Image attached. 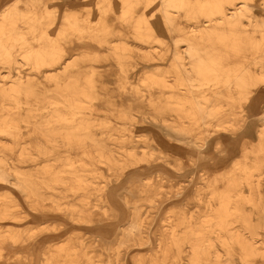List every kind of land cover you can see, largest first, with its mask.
Segmentation results:
<instances>
[{
	"label": "bare ground",
	"instance_id": "6f19581e",
	"mask_svg": "<svg viewBox=\"0 0 264 264\" xmlns=\"http://www.w3.org/2000/svg\"><path fill=\"white\" fill-rule=\"evenodd\" d=\"M69 1L0 0V264H264V0Z\"/></svg>",
	"mask_w": 264,
	"mask_h": 264
},
{
	"label": "rangeland",
	"instance_id": "374dc122",
	"mask_svg": "<svg viewBox=\"0 0 264 264\" xmlns=\"http://www.w3.org/2000/svg\"><path fill=\"white\" fill-rule=\"evenodd\" d=\"M73 1L74 0H70L66 5L72 4ZM77 3H79V2L78 1L75 2V4H77ZM80 8H81L80 6L71 7V9H73V11H79V12L81 10ZM261 107H262V109L264 111V103H261ZM140 134H141L140 132H137V133L134 132V133L129 134V135L138 136ZM142 134L148 140V143L151 144L152 148H154V149H159L160 148V146H159V144L157 142L158 141V139H157L158 137L157 136H159V138H160L159 134L154 135V134H151L150 132H143ZM166 139H168V138H166ZM251 140L255 141V135L253 133H252ZM237 146L235 145L233 147V146H231L230 142H227V143H224V145L221 147V150H224V152H228V151L232 152V150H234V149L238 150ZM155 153H156V155H158L159 151H156ZM235 154H236V156H235L236 159L241 157L239 152H237ZM211 155H212V148H211V151L209 153V157ZM140 157H142V154H141ZM143 163H146V162H143ZM23 168H26V170L33 169V168H29V165L26 166V167L23 166ZM103 170H105V169H103ZM167 170H168V173H169L168 174V179L169 180L166 181L164 185H165L166 191L169 192V195H168V197H169V196L172 195L174 190H176L178 188V185L186 186L188 184L189 178H187L186 176H183L182 178H178L181 175L175 174L174 171H172L171 169H167ZM104 174L106 175L107 178L110 177V180H112V179L114 180V176L111 175L112 173L105 172ZM184 175H185V170H184ZM123 185L126 188L125 194L127 196L128 201H130V204L131 205H134V204L143 205V207L141 209L142 213L143 214L146 213L148 215V212H149L152 215V217L154 218V221H153L152 225H150L151 226L150 229H152V231H150L148 233V232H146L147 230L143 229V234H142L143 237H147V235L149 234L148 237L151 239V241H150V245H148L145 248V250H147L148 252H153L154 249H155L154 247L157 246V243H158V241H156L155 239L160 234V232H158L156 230L157 228L159 229L161 227L160 219L172 214L173 212H170V211L171 210L173 211L172 208L175 207V205H176V203L178 201L176 200L177 201L176 202L175 199H171V200H168L166 202H162L161 205L159 204V209L158 210L151 209V208L148 207L150 205V203L145 201V200H142V198H140L141 195L138 192V185L137 184H126V183H123ZM16 198L18 199L19 206H20L19 209L21 210V212H24V211H26V212H34L31 209H28V204H27L28 202L21 195L16 194ZM116 203H117V205L119 207L120 222L122 224H124L126 222V220L128 219L129 214L131 212H130V210H128L125 207L123 201L121 199H119V197L116 198ZM44 204H46V206L49 208L51 206V201H46V202H44ZM156 204L158 205V202ZM40 221H43V222H38V223H43L44 225H42V226L44 228L48 229L43 234L45 237H48V238L45 239V241H47V243H48L45 246H52V245L53 246L54 245L55 246H59L60 243L64 240L65 237H67V236H76V235H80L81 237H84L85 238L84 243L86 245H92L93 242H94V236H91V234L86 232V230L83 227H81V226H73V225L67 226L66 224H62V221L54 220V219L47 220V221L46 220H40ZM62 234H64V235H62ZM41 240L42 239L40 237H38L37 240H36L37 244H40ZM128 249L129 248H127V249H125L123 251V256L126 257V259H127V261H124V262H130V260H131V256L132 255L131 254L128 255V253H127ZM130 249H132L133 251L138 250L137 247H131Z\"/></svg>",
	"mask_w": 264,
	"mask_h": 264
}]
</instances>
